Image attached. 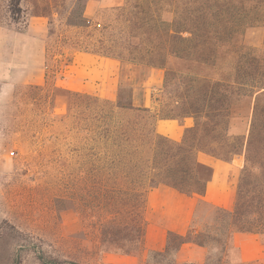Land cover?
I'll use <instances>...</instances> for the list:
<instances>
[{
	"label": "trees",
	"instance_id": "obj_1",
	"mask_svg": "<svg viewBox=\"0 0 264 264\" xmlns=\"http://www.w3.org/2000/svg\"><path fill=\"white\" fill-rule=\"evenodd\" d=\"M88 0H0V26L25 32L29 19L47 20L44 64L52 75L76 52L119 62L114 98L69 90L49 82L17 86L12 95L40 110L64 107L50 124L53 142L41 160L57 170L56 209L77 215L81 231L63 236L61 253L89 235L92 250L139 255L147 192L160 184L200 197L185 234L169 232L163 251L191 242L206 249L203 264H228L238 253L235 234L264 243V0H119L85 13ZM163 71L159 93L144 104L143 83ZM141 103H135V93ZM13 112V111H12ZM11 112V115L15 113ZM14 117V116H13ZM193 119L180 140L156 130L159 119ZM204 153L224 161L243 157L230 207L203 196L211 166ZM209 219L200 222V213ZM60 254V253H57ZM39 250V264H82Z\"/></svg>",
	"mask_w": 264,
	"mask_h": 264
},
{
	"label": "rangeland",
	"instance_id": "obj_2",
	"mask_svg": "<svg viewBox=\"0 0 264 264\" xmlns=\"http://www.w3.org/2000/svg\"><path fill=\"white\" fill-rule=\"evenodd\" d=\"M115 2L94 0L91 12L85 13L97 19L100 10ZM28 36L27 31L19 32L14 25L0 26V264H39L34 259L39 250L62 254L60 261L84 260L82 264H203L205 257L199 253L193 259L184 260L174 250L157 255L149 252L137 259H123L113 252L100 258L92 250L89 235L83 231L77 234L80 244H73L70 252L61 253L62 235L81 231V224L72 211L56 209L59 176L52 164L43 167L41 160L47 157L53 142L50 124L64 107L52 109L46 103L38 110L27 99H16L12 105V95L17 86L42 84L45 73L49 72V82L65 89L114 98L119 62L77 53L70 64L52 75V62H48L47 69L43 67L44 54L43 57L34 54L33 39ZM162 78L163 74L150 71L143 83L144 92L149 96L158 94ZM134 100L142 102L138 90ZM12 111L15 115H11ZM237 174L238 170L230 177L233 186ZM204 219L209 216L201 212L199 221ZM237 255L230 251L225 262L236 264ZM217 261L215 258L211 262L217 264ZM247 262L264 264V254Z\"/></svg>",
	"mask_w": 264,
	"mask_h": 264
},
{
	"label": "crops",
	"instance_id": "obj_3",
	"mask_svg": "<svg viewBox=\"0 0 264 264\" xmlns=\"http://www.w3.org/2000/svg\"><path fill=\"white\" fill-rule=\"evenodd\" d=\"M100 1L102 0H99V2ZM118 1L119 0H116L115 3ZM93 6L94 0H88L85 12L90 13ZM46 24L47 20L45 17L34 16L29 19L28 28L26 30L29 34L28 37L33 39V45L35 46V50L33 51L34 54L42 55V57V39L46 33ZM77 53L89 54L85 52H76L74 56H76ZM105 59L115 60L111 58ZM150 71L163 74L162 69L159 68H152ZM151 97L152 95L149 96V94L147 95L145 93L143 102L146 106H150ZM192 124L193 119L191 117H185L180 121L176 119H159L156 124V130L160 134L171 139L180 140L184 129L192 126ZM241 157L242 156H235L231 161H224L204 153L198 155V159L201 162L212 168L211 178L207 182L205 194L203 196L207 202L221 207L231 206L233 199V184L230 177L234 174V171L241 168L243 164ZM199 199L200 197L196 194H185L164 184L151 188L146 195V206L144 210L146 224L142 252L139 255H117L123 259H137L144 258L151 251H163L166 247L169 232L177 234H185L187 232L195 214ZM234 243L239 248L240 256L243 261L255 260L264 254V243L259 240L256 234H235ZM196 253L201 254L202 258L206 257V249L204 247L187 242L183 243L178 249L177 256H181L184 260H190L195 258Z\"/></svg>",
	"mask_w": 264,
	"mask_h": 264
}]
</instances>
